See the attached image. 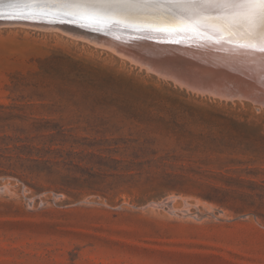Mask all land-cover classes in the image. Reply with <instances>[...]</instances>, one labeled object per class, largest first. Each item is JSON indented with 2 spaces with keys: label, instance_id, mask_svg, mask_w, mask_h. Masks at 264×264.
Instances as JSON below:
<instances>
[{
  "label": "rangeland",
  "instance_id": "374dc122",
  "mask_svg": "<svg viewBox=\"0 0 264 264\" xmlns=\"http://www.w3.org/2000/svg\"><path fill=\"white\" fill-rule=\"evenodd\" d=\"M65 34L0 27V264H264V109Z\"/></svg>",
  "mask_w": 264,
  "mask_h": 264
},
{
  "label": "snow or ice",
  "instance_id": "6c2138e0",
  "mask_svg": "<svg viewBox=\"0 0 264 264\" xmlns=\"http://www.w3.org/2000/svg\"><path fill=\"white\" fill-rule=\"evenodd\" d=\"M4 0H0L3 3ZM10 4L33 5L47 9L53 5H73L82 11L80 18L104 14L115 24L127 20L145 35L153 30V24L167 12L168 19L189 22L204 20L205 30L210 25L217 29L210 35L205 55L223 52L222 66L231 71L246 73L264 93V0H8ZM120 17L121 19H115ZM30 19L32 17H24ZM173 27L178 24L170 25ZM167 39V37H156ZM162 49H152L150 55L163 56ZM211 62V60L209 61ZM159 71V69H154Z\"/></svg>",
  "mask_w": 264,
  "mask_h": 264
},
{
  "label": "water",
  "instance_id": "95a60500",
  "mask_svg": "<svg viewBox=\"0 0 264 264\" xmlns=\"http://www.w3.org/2000/svg\"><path fill=\"white\" fill-rule=\"evenodd\" d=\"M16 8L19 9L17 6L0 5V12L15 11ZM49 16L48 19L43 20L30 18L23 19V21L37 25L45 31L61 29L67 34L96 40L97 43L108 47L113 45L118 53L140 60L145 66H154L153 68L159 71H154V69L152 71L160 73L162 77H167L169 82L174 84L177 82L178 86L183 83L192 93L206 92L207 95H211L209 97L215 99L228 100V102H249L264 109V93L261 92L257 83L246 73H237L231 71L229 67L222 66L225 63L223 52L217 51L205 55L204 53L208 51L207 47L195 44L166 49L169 47L166 44L167 41L156 39L151 34L145 35L138 28L131 27L127 20L115 24L113 18L104 14L93 15L87 19L80 18L79 13L60 14L58 17L57 15ZM115 19L121 18L116 17ZM2 20L5 19H0ZM42 26H47V28H42ZM154 31L155 28L149 33H154ZM152 49H162L166 54L159 57L152 56L150 55ZM170 205L172 204L167 203L165 207Z\"/></svg>",
  "mask_w": 264,
  "mask_h": 264
},
{
  "label": "bare ground",
  "instance_id": "6f19581e",
  "mask_svg": "<svg viewBox=\"0 0 264 264\" xmlns=\"http://www.w3.org/2000/svg\"><path fill=\"white\" fill-rule=\"evenodd\" d=\"M0 5H8L11 7L17 6L19 8V9L16 8L17 10H15V11L14 10H9V11L7 10V11H1L0 12V19H5V20L0 21V25H1L0 27L23 26V27L38 29V30H43V29L37 27V25H33L32 23L23 21V19H26L24 17H32V18H37V19L43 20V19H48L47 17H50L49 15H54V16L57 15L56 17H58V15H60V14L73 15L76 13H80L82 11V9H80L76 6H73V5H53V6L48 7L47 9L40 10L36 6H33V5L10 4L8 2V0H4V2L0 3ZM20 10H22V11H20ZM11 11H13V12H11ZM159 15H160V13H159ZM54 16H52V17H54ZM56 17H54V18H56ZM157 23L153 24V26H155V27H153V28H155L154 33H148V34H151L153 37H167V39H162V40L168 42L166 44H168L169 47L166 49H172L173 47H176L179 45L181 46V45H194V44L204 47L207 44L211 43L210 35H214L217 32V29L210 25V21H209V26H208L207 30H205V27H204L205 21L204 20L193 21L192 23H190L188 25L182 24L181 26L173 27V28H170L169 26H165V24H159V22H157ZM178 23H180V22H178ZM174 24H177V23H174ZM86 26H90V24H86ZM44 27L47 28V26H42V28H44ZM54 28H60V27H54ZM56 30H58V29H56ZM59 31L65 33L61 29H59ZM68 35H70V34H68ZM71 36H73V35H71ZM73 37H76L77 39H85L83 37H77V36H73ZM88 40H90L91 42H93L95 44H98L99 46L109 48L112 52L116 53L120 57L125 58V59H129L132 62L140 65L141 67H144L148 72H150L154 75H157L163 79L166 78V80H167V77H162L163 75H161L160 73H155L154 71H152L154 69L153 68L154 66H145L144 64H142V62L140 60L132 59L130 57H127L124 54L118 53L117 49L113 45H110V47H108L104 44L97 43L96 40L86 39V41H88ZM176 84H178V83L176 82ZM181 87L188 88V86L184 85L183 83H181ZM188 90H189V88H188ZM202 95H207V93L205 92ZM208 96H211V95H208ZM157 204H160V203H157Z\"/></svg>",
  "mask_w": 264,
  "mask_h": 264
},
{
  "label": "built area",
  "instance_id": "2783aa9c",
  "mask_svg": "<svg viewBox=\"0 0 264 264\" xmlns=\"http://www.w3.org/2000/svg\"><path fill=\"white\" fill-rule=\"evenodd\" d=\"M7 179H10L8 177H0L1 181H6ZM6 188V186H3L2 188H0L1 191H4V189Z\"/></svg>",
  "mask_w": 264,
  "mask_h": 264
}]
</instances>
